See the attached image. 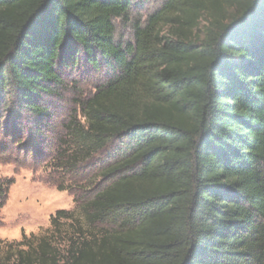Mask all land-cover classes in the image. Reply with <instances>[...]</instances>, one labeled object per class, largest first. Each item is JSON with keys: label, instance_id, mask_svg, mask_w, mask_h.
Masks as SVG:
<instances>
[{"label": "trees", "instance_id": "trees-1", "mask_svg": "<svg viewBox=\"0 0 264 264\" xmlns=\"http://www.w3.org/2000/svg\"><path fill=\"white\" fill-rule=\"evenodd\" d=\"M135 2L0 0V151L43 134L62 69L106 71L55 148L67 171L97 157V175L5 260L264 264V0H165L144 18Z\"/></svg>", "mask_w": 264, "mask_h": 264}, {"label": "rangeland", "instance_id": "rangeland-1", "mask_svg": "<svg viewBox=\"0 0 264 264\" xmlns=\"http://www.w3.org/2000/svg\"><path fill=\"white\" fill-rule=\"evenodd\" d=\"M164 1L136 0L133 15L144 18L158 10ZM117 30L125 39L131 37L128 24L117 21ZM61 74L63 85L57 95L45 98L51 119L41 130L43 134L22 135L20 143H14V139L9 150L0 151V180H12L0 209V264H12L5 260L7 244L20 240L22 233L49 234L50 216L56 210L75 207V201L85 194L82 189L89 185L88 179L97 175L101 164L94 157L67 171L55 162V148L58 143L67 142L62 124L76 110L77 102L94 92L106 71L91 68L80 58L74 67L62 69Z\"/></svg>", "mask_w": 264, "mask_h": 264}]
</instances>
